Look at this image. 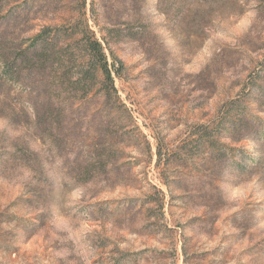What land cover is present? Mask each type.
Masks as SVG:
<instances>
[{
    "label": "rangeland",
    "instance_id": "374dc122",
    "mask_svg": "<svg viewBox=\"0 0 264 264\" xmlns=\"http://www.w3.org/2000/svg\"><path fill=\"white\" fill-rule=\"evenodd\" d=\"M80 18L122 35L111 166L81 182L103 145H49L21 88H0V264H264V0H18L0 43ZM232 101L252 138L201 170L180 148Z\"/></svg>",
    "mask_w": 264,
    "mask_h": 264
},
{
    "label": "trees",
    "instance_id": "16d2710c",
    "mask_svg": "<svg viewBox=\"0 0 264 264\" xmlns=\"http://www.w3.org/2000/svg\"><path fill=\"white\" fill-rule=\"evenodd\" d=\"M17 1L0 0V15ZM99 32L100 39L80 18L42 27L23 41L0 43V88L19 87L29 98L40 140L49 145H103L88 148L86 159L77 164L84 183L98 171L109 170L111 145L118 144L117 127L111 120L125 109L114 80L119 68L116 61L109 63L105 52L112 40H122L121 31L105 26ZM137 32L127 27L126 36L139 40ZM249 138V119L232 101L219 109L213 121L196 126L180 149L185 157L196 155L201 170L221 167L223 171L236 150L224 141L240 143ZM161 154L158 148L157 167Z\"/></svg>",
    "mask_w": 264,
    "mask_h": 264
}]
</instances>
